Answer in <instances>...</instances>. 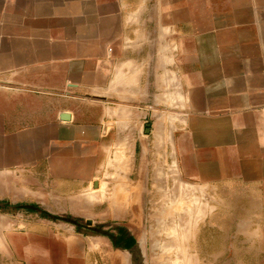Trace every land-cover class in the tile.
Here are the masks:
<instances>
[{
    "label": "crops",
    "instance_id": "crops-1",
    "mask_svg": "<svg viewBox=\"0 0 264 264\" xmlns=\"http://www.w3.org/2000/svg\"><path fill=\"white\" fill-rule=\"evenodd\" d=\"M176 79L185 125L208 129L186 140L221 162L213 177L188 178L231 179L260 192L264 207V0H0V208L101 206L108 221L135 208L129 230L142 232L140 206L121 193L150 188L138 145L175 140ZM229 153L230 178L221 171ZM102 189L120 197L100 205ZM104 235L119 258L108 264H142L140 235L128 234L129 249ZM47 239L62 244L58 253ZM75 244L43 225L0 229V264H94L96 251Z\"/></svg>",
    "mask_w": 264,
    "mask_h": 264
},
{
    "label": "rangeland",
    "instance_id": "rangeland-1",
    "mask_svg": "<svg viewBox=\"0 0 264 264\" xmlns=\"http://www.w3.org/2000/svg\"><path fill=\"white\" fill-rule=\"evenodd\" d=\"M180 83L176 79V110L173 117L169 114V121L171 117L174 121V142L138 145L139 152L148 153L147 160L151 165L149 190L137 193L136 199L135 193H121L123 198L127 196L128 201L137 202L136 209L140 206L142 212L136 217L142 218V232L129 230V227H133L130 221L135 218V208L129 211L127 221L118 220V217L108 221L106 208L101 206L91 212L86 208L70 207L0 208V229L13 234H26L43 225L47 232L52 231L79 243L75 247L94 249L98 254L94 257V264H108L111 261L108 257L111 256L112 260L119 259L117 254H110L113 244L103 233L118 235L122 230L141 236L144 251V254L141 251L140 257L142 264H264V207L261 193L247 191L246 185L231 183V179H226L223 185H215L214 182L201 183L198 179L188 178V174L200 173L213 177L220 172L215 163L221 162L215 160V152L208 145L186 140L193 135L198 139L200 132L208 129L202 126L204 121L200 122L203 128L196 126L190 129L185 125L187 117L179 110L183 106ZM166 119V113L159 110L158 123H165ZM226 155L221 171L224 177L230 178L235 170L230 164V153ZM242 170L247 172L246 167ZM250 171L256 172V169L251 167ZM114 178L112 175V180ZM235 187L242 190L235 191ZM99 192L94 195L100 205L104 196L112 200L120 197V193L114 190L102 189ZM90 193L87 192L88 195ZM88 220H92L91 224ZM21 241L26 248L33 246L34 250L38 249V241ZM42 245L56 253L58 247L62 246L56 240L49 239ZM14 257L19 262L18 258L22 256L14 252Z\"/></svg>",
    "mask_w": 264,
    "mask_h": 264
},
{
    "label": "trees",
    "instance_id": "trees-1",
    "mask_svg": "<svg viewBox=\"0 0 264 264\" xmlns=\"http://www.w3.org/2000/svg\"><path fill=\"white\" fill-rule=\"evenodd\" d=\"M24 208L30 209V208H35V206L24 207ZM116 243L118 246H122L126 249H129L134 245V240L132 239V237L128 236V234L122 230L118 236Z\"/></svg>",
    "mask_w": 264,
    "mask_h": 264
},
{
    "label": "water",
    "instance_id": "water-1",
    "mask_svg": "<svg viewBox=\"0 0 264 264\" xmlns=\"http://www.w3.org/2000/svg\"><path fill=\"white\" fill-rule=\"evenodd\" d=\"M88 223L91 224V221H88ZM103 234H107V235H109V233H105V232H104Z\"/></svg>",
    "mask_w": 264,
    "mask_h": 264
}]
</instances>
